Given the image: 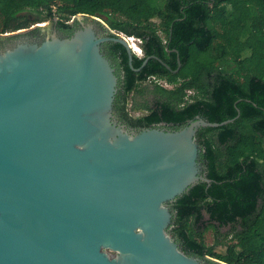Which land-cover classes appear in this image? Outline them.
<instances>
[{"label":"water","instance_id":"water-1","mask_svg":"<svg viewBox=\"0 0 264 264\" xmlns=\"http://www.w3.org/2000/svg\"><path fill=\"white\" fill-rule=\"evenodd\" d=\"M75 20L68 36L54 29L0 48V264H205L171 235L170 203L212 181L198 130L234 118L129 129L115 118L119 78L102 45L122 43L131 67L135 53L101 17Z\"/></svg>","mask_w":264,"mask_h":264},{"label":"trees","instance_id":"trees-1","mask_svg":"<svg viewBox=\"0 0 264 264\" xmlns=\"http://www.w3.org/2000/svg\"><path fill=\"white\" fill-rule=\"evenodd\" d=\"M81 12L141 40L133 67L122 43H106L122 70L114 108L128 123L166 121L177 129L196 115L234 118L198 130L199 159L212 181L197 182L170 203L169 230L199 256L264 264V0H0V33L56 17L69 33L68 20ZM154 75L173 87L155 83V106L130 116L129 94ZM144 88L138 91L144 94ZM210 227L215 240L207 245L204 230ZM218 245L225 250L217 251Z\"/></svg>","mask_w":264,"mask_h":264},{"label":"flooded vegetation","instance_id":"flooded-vegetation-1","mask_svg":"<svg viewBox=\"0 0 264 264\" xmlns=\"http://www.w3.org/2000/svg\"><path fill=\"white\" fill-rule=\"evenodd\" d=\"M69 24L72 26L71 32H69V33L60 30V28L57 26L58 25L57 22H53V25H51L50 27H47L46 29H42L40 27H37V28L33 29V30H37L36 32H32V30H31V31H28L26 33L14 35V36H11V37L0 38V48L9 46L10 44L14 43L15 41H17L19 39H30V40L40 41V40L44 39L48 34H51L54 29H56L58 31V33H60L62 36H68V35H70V33L72 34L74 30H76L77 28H79L81 26L80 21H77V20H75L73 22L70 21ZM97 29L102 35H108V32L106 31V29L104 27L99 25L97 27ZM107 42H110V41H107ZM107 42L103 43V45H102L103 51L107 55V57L110 59V61L112 62L113 66L115 68V72L118 75V78H122V75H120V74H122L121 68L119 66H117L116 59L113 58V54H112L111 50H109V48H106V43ZM152 77H156V76L154 75ZM149 80H151V77H150ZM141 83L144 84V87L146 89L145 93L143 94L144 96L141 97V98H138V96H140L139 94H142V93H140L138 91L140 89H137V90L133 91V101H135V103H136V101L138 102L139 99H140V101L142 102L140 107L145 109L146 112L142 113L140 115L131 114L129 112V108H128L129 103H128V99H127L126 110L128 111L129 115L133 116V117L143 116V115L149 113V108L148 107L155 106L156 102L159 100L158 97L160 96V94H158L157 91H156V86H154L152 84H148V81L141 82ZM167 83H169V82H167ZM156 84L161 85L159 83H156ZM170 84H172V83H170ZM173 85L174 84H172L171 87H173ZM120 88L121 87H120L119 82H118V89H120ZM137 88H138V86H137ZM146 104L149 105V106L147 107ZM137 105H139V104H137ZM114 114H115V118L119 122L125 124L129 129H134V130L139 131V130H141L142 128L145 127V126H142V125H139V124L138 125L137 124L134 125V124L128 123L122 117L121 113L118 112L117 109H115V108H114ZM154 126L155 127H159V128H165V129H174L175 128L174 124H172L170 122H166V121H159L158 123H155L154 125L149 126V127H154ZM170 233L175 238V235L171 232V230H170ZM175 240H176V238H175ZM177 242L179 244V248H181L186 254H188L190 256H195V257L201 258L204 261L205 264H213L212 261H210V260L205 258V255L199 256L195 252L188 251L187 249L183 248L182 243L180 241H177Z\"/></svg>","mask_w":264,"mask_h":264},{"label":"rangeland","instance_id":"rangeland-1","mask_svg":"<svg viewBox=\"0 0 264 264\" xmlns=\"http://www.w3.org/2000/svg\"><path fill=\"white\" fill-rule=\"evenodd\" d=\"M73 19V17L72 18H70L69 20H68V22H70L71 20ZM103 19V18H102ZM53 20V19H52ZM104 20V19H103ZM45 21H47V20H45ZM48 21H51V19H48ZM105 21V20H104ZM44 22V21H43ZM40 24L42 23V22H39ZM36 23H31L28 27H25V28H29V27H32L33 25H35ZM160 33L162 34V36H164L165 34L162 32V31H160ZM134 41H135V45L136 46H134L133 48H131V49H133V52L134 53H136L137 55H142V52L141 53H137L138 51H139V48H141V46H140V44H141V40L139 39V38H137V37H135L134 38ZM135 47H138V49H136ZM135 51H137V52H135ZM155 83H159V84H161V85H163V86H166V87H171L172 86V84H170V83H167V81L165 80V79H163V78H161V77H151V80H148V84H152V85H154ZM144 87V84L143 83H139L138 84V89H142ZM146 89L144 88V91H145ZM189 92V94H192L193 93V91H188ZM138 95V94H137ZM140 96H138V98H141V97H143L144 95L143 94H139ZM142 95V96H141ZM188 98V97H187ZM128 103H129V105H128V108H129V112L131 113V114H133V115H140V114H142V113H145L146 112V110L145 109H143L142 107H140L141 106V101H140V99H139V101L137 102L136 101V103H135V101H133V92H131V94H129V98H128ZM135 104V105H134ZM137 104H139V105H137ZM227 229H228V227H224V228H222V231L223 232H225V231H227ZM224 239V238H223ZM223 239H221V240H223ZM204 240H205V242H206V244L207 245H212L213 243H214V240H215V232H214V229L213 228H208V229H205L204 230ZM216 250L217 251H224L225 250V246L224 245H218V246H216ZM112 253H114V252H112Z\"/></svg>","mask_w":264,"mask_h":264},{"label":"bare ground","instance_id":"bare-ground-1","mask_svg":"<svg viewBox=\"0 0 264 264\" xmlns=\"http://www.w3.org/2000/svg\"><path fill=\"white\" fill-rule=\"evenodd\" d=\"M134 38L135 37H133V36H130V38H129V43H130V45H131V48H133L134 46H136L134 43H135V41H134ZM136 49H138V47H135ZM135 52H137V51H135ZM142 51H141V48H139V51L137 52V53H141Z\"/></svg>","mask_w":264,"mask_h":264},{"label":"built area","instance_id":"built-area-1","mask_svg":"<svg viewBox=\"0 0 264 264\" xmlns=\"http://www.w3.org/2000/svg\"><path fill=\"white\" fill-rule=\"evenodd\" d=\"M123 34V36H125L126 37V39L128 40V42H129V38H130V36H128V35H126V34H124V33H122Z\"/></svg>","mask_w":264,"mask_h":264}]
</instances>
